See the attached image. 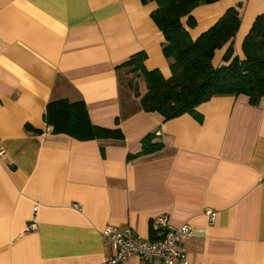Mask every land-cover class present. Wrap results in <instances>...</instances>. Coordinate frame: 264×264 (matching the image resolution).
<instances>
[{"label":"crops","instance_id":"1","mask_svg":"<svg viewBox=\"0 0 264 264\" xmlns=\"http://www.w3.org/2000/svg\"><path fill=\"white\" fill-rule=\"evenodd\" d=\"M156 8L0 0V264H100L111 254L104 229L129 226L148 240L159 216L200 232L184 242L191 264H264V99L213 97L197 107L201 121L142 111L122 65L143 52L146 70L170 77ZM229 8L239 11L232 42L241 56L264 0H219L191 12L194 27L181 22L195 40ZM62 99L83 101L93 125L119 128L124 140L52 134L45 108ZM151 133L162 150L134 157ZM34 207L37 228L26 231Z\"/></svg>","mask_w":264,"mask_h":264},{"label":"trees","instance_id":"2","mask_svg":"<svg viewBox=\"0 0 264 264\" xmlns=\"http://www.w3.org/2000/svg\"><path fill=\"white\" fill-rule=\"evenodd\" d=\"M217 1L141 0L142 4L155 2L157 5L150 17L164 38L162 51L171 73L169 78H164L158 70H146L143 52L133 55L122 65L129 69V73L143 79L144 92H140L134 82H129V89L145 113L158 114L163 121L184 114L201 121L196 109L213 97L244 96L252 105L264 99V13L255 18L244 37L241 56L234 54L232 42L240 26L238 9H227L195 40L182 25L181 19L186 17L187 27H194L191 12L198 6ZM224 48L223 64L216 67L213 64L215 54ZM43 118L52 134L67 135L80 142L124 140L119 128L93 125L83 101H52L47 104ZM26 130L32 129L27 126ZM154 138L152 133L145 136L141 140L140 152L134 157L161 151L163 144L155 142Z\"/></svg>","mask_w":264,"mask_h":264},{"label":"built area","instance_id":"3","mask_svg":"<svg viewBox=\"0 0 264 264\" xmlns=\"http://www.w3.org/2000/svg\"><path fill=\"white\" fill-rule=\"evenodd\" d=\"M5 152L0 147V158ZM79 208L78 205H75ZM26 231H34L37 228L35 213ZM151 239L141 238L133 228L127 226L122 229L108 227L101 233L102 240L106 243L111 254L100 264H121L129 257H136L143 264H191L184 242L191 237L200 234L198 230L189 224H183L178 228L169 226L166 216H159L150 222Z\"/></svg>","mask_w":264,"mask_h":264},{"label":"rangeland","instance_id":"4","mask_svg":"<svg viewBox=\"0 0 264 264\" xmlns=\"http://www.w3.org/2000/svg\"><path fill=\"white\" fill-rule=\"evenodd\" d=\"M125 81V80H124ZM129 82H134L137 84L139 91L140 92H144V82L142 77H137L135 74H132L130 78H128L126 84L124 85V87H128L129 88ZM131 91V90H130ZM132 92V91H131Z\"/></svg>","mask_w":264,"mask_h":264}]
</instances>
